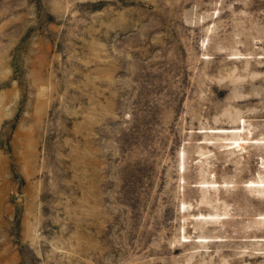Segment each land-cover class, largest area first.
<instances>
[{
    "label": "rangeland",
    "instance_id": "374dc122",
    "mask_svg": "<svg viewBox=\"0 0 264 264\" xmlns=\"http://www.w3.org/2000/svg\"><path fill=\"white\" fill-rule=\"evenodd\" d=\"M0 264H264V0H0Z\"/></svg>",
    "mask_w": 264,
    "mask_h": 264
}]
</instances>
